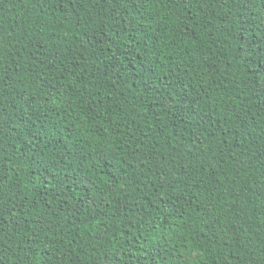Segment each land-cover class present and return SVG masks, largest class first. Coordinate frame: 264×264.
<instances>
[{
  "label": "trees",
  "instance_id": "16d2710c",
  "mask_svg": "<svg viewBox=\"0 0 264 264\" xmlns=\"http://www.w3.org/2000/svg\"><path fill=\"white\" fill-rule=\"evenodd\" d=\"M0 264H264V0H0Z\"/></svg>",
  "mask_w": 264,
  "mask_h": 264
}]
</instances>
